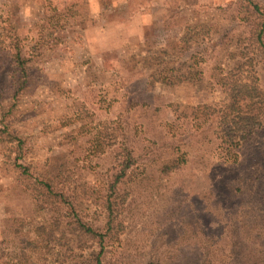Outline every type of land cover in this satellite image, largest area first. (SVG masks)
Wrapping results in <instances>:
<instances>
[{"label":"rangeland","instance_id":"374dc122","mask_svg":"<svg viewBox=\"0 0 264 264\" xmlns=\"http://www.w3.org/2000/svg\"><path fill=\"white\" fill-rule=\"evenodd\" d=\"M263 21L264 0H0V264H90L76 220L104 225L124 146L105 263L264 264V119L232 162L191 110L239 62L264 90Z\"/></svg>","mask_w":264,"mask_h":264},{"label":"trees","instance_id":"16d2710c","mask_svg":"<svg viewBox=\"0 0 264 264\" xmlns=\"http://www.w3.org/2000/svg\"><path fill=\"white\" fill-rule=\"evenodd\" d=\"M262 25L264 27V21ZM262 32L263 29L259 31L257 40L264 47V41L261 39ZM14 50L15 62L18 63L20 67H23L25 59L22 58L20 49L18 46H14ZM245 66V63L239 62L236 67L220 78L219 84L228 98L224 105L217 107L203 104L197 107H191L194 117H214L217 123L215 129L217 130L213 133L215 134V137L220 140V148L225 150L226 159L231 160L232 162L238 160L237 152L239 148L256 129H259L262 126L264 119V90L259 85V78L257 77L255 70L252 68H245ZM162 80L164 81V79ZM185 80H188V78L184 76V74L173 73L169 78H165L164 82L175 84ZM178 108H175L173 111ZM198 110H200L199 114H197ZM180 112L182 111L180 110ZM179 117L180 115L178 114L176 118ZM0 133L4 132L0 131ZM10 138L17 140L19 145L21 144V140L18 138H14V136H10ZM18 148L20 150V147ZM177 151L179 154H177V157L174 160L175 164L171 166L173 169H180L186 161L185 153L183 151L180 152L179 149ZM121 156L122 157L116 162L117 164H115L116 166L112 170V180L108 186V193L104 204V225L102 227L87 226L81 220H76L79 230L93 239H96L98 243L99 249L90 253V264H107L103 261V241L106 236L110 237L114 234L113 227L122 210L120 208L122 206H120L119 203H116L115 194H117V191L120 189L119 185L124 182L127 172L132 169L136 162L134 151L131 148L124 146ZM16 165L20 168H24L21 164ZM129 180L130 179H128V181ZM44 185L48 190H51V184L49 182H45ZM49 193L57 197L61 202L66 201V196L63 192L55 193L51 190ZM117 225L120 231H122L123 223L118 222ZM146 264L157 263L148 261Z\"/></svg>","mask_w":264,"mask_h":264},{"label":"crops","instance_id":"0c3cea01","mask_svg":"<svg viewBox=\"0 0 264 264\" xmlns=\"http://www.w3.org/2000/svg\"><path fill=\"white\" fill-rule=\"evenodd\" d=\"M90 2H93V0H90ZM147 7H151V6H147Z\"/></svg>","mask_w":264,"mask_h":264}]
</instances>
